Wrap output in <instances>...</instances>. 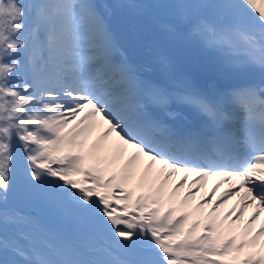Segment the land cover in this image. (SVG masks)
<instances>
[{"label": "snow or ice", "instance_id": "obj_1", "mask_svg": "<svg viewBox=\"0 0 264 264\" xmlns=\"http://www.w3.org/2000/svg\"><path fill=\"white\" fill-rule=\"evenodd\" d=\"M129 17L154 69L121 51ZM192 47L244 82L195 87L169 51ZM49 202L86 233L44 222ZM262 216L264 0H0V264H264Z\"/></svg>", "mask_w": 264, "mask_h": 264}, {"label": "rangeland", "instance_id": "obj_2", "mask_svg": "<svg viewBox=\"0 0 264 264\" xmlns=\"http://www.w3.org/2000/svg\"><path fill=\"white\" fill-rule=\"evenodd\" d=\"M107 0H99L100 3L105 4ZM110 4H123V3H129V2H135V3H152L156 2V0H108ZM126 11V10H125ZM131 32L130 36H132L135 39H138L140 36H143L145 38L144 41V47L146 48L148 42H152L153 48L150 50V54L154 51L159 44L157 35L153 29V26L150 21L143 20V21H137L134 18H131V24H130ZM146 42V43H145ZM176 51L177 49H171V51ZM180 59L178 61H181L185 64L189 63L192 64V67H194L197 71H199L202 74L211 75V76H221L223 73H225L227 76L235 77L236 80H238L239 83H243L245 80V77L236 73L233 71L225 62L224 55L220 52L209 50L205 48H199V47H192L187 49H179ZM183 66V69L179 72H192L188 70L187 66ZM194 85V82H192ZM195 86V85H194ZM215 179L213 178L208 181L206 185V189L209 191H206L204 193L198 194V199L200 195H205L206 193H210L211 189L215 183ZM222 186L220 190L217 191L216 196L219 197L221 192L223 191ZM235 201H231L228 205V207H231V205ZM227 207V208H228ZM227 210V209H225ZM247 215V214H246Z\"/></svg>", "mask_w": 264, "mask_h": 264}, {"label": "trees", "instance_id": "obj_3", "mask_svg": "<svg viewBox=\"0 0 264 264\" xmlns=\"http://www.w3.org/2000/svg\"><path fill=\"white\" fill-rule=\"evenodd\" d=\"M51 204H55V208L52 211H50L48 208ZM20 206L25 208L26 211H32L37 207L36 205L30 203H22ZM67 207L68 206L66 204L49 202L41 203L38 210L40 217L48 225L55 228H60L58 222H61L60 225H62V228L70 229L69 226H72V229L74 230L76 235H84L87 231V226L83 222L76 221L72 216L66 215L65 208Z\"/></svg>", "mask_w": 264, "mask_h": 264}, {"label": "water", "instance_id": "obj_4", "mask_svg": "<svg viewBox=\"0 0 264 264\" xmlns=\"http://www.w3.org/2000/svg\"><path fill=\"white\" fill-rule=\"evenodd\" d=\"M128 22H129V19H127V22L124 24V26L121 28V30L119 31V36H120V38H121V42L123 43L125 40H126V38H125V29H126V27H127V25H128ZM135 48L134 49H136V46H134ZM171 54V53H170ZM172 55V54H171Z\"/></svg>", "mask_w": 264, "mask_h": 264}, {"label": "bare ground", "instance_id": "obj_5", "mask_svg": "<svg viewBox=\"0 0 264 264\" xmlns=\"http://www.w3.org/2000/svg\"><path fill=\"white\" fill-rule=\"evenodd\" d=\"M206 191H209V190H207L206 187H205V188L201 191V193H204V192H206ZM230 202H231V201H229V203H230ZM228 205H229V204H228ZM228 205L225 206V209H227ZM225 209H224V210H225ZM248 212L250 213V212H251V209H249ZM262 219H264V216H262Z\"/></svg>", "mask_w": 264, "mask_h": 264}]
</instances>
